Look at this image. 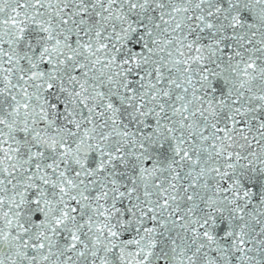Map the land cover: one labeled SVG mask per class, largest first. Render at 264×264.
<instances>
[{"label":"snow or ice","instance_id":"obj_1","mask_svg":"<svg viewBox=\"0 0 264 264\" xmlns=\"http://www.w3.org/2000/svg\"><path fill=\"white\" fill-rule=\"evenodd\" d=\"M0 264H264V0H0Z\"/></svg>","mask_w":264,"mask_h":264}]
</instances>
